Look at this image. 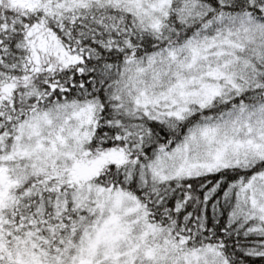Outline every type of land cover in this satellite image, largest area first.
<instances>
[{
  "label": "snow or ice",
  "instance_id": "obj_1",
  "mask_svg": "<svg viewBox=\"0 0 264 264\" xmlns=\"http://www.w3.org/2000/svg\"><path fill=\"white\" fill-rule=\"evenodd\" d=\"M0 264H264V0H0Z\"/></svg>",
  "mask_w": 264,
  "mask_h": 264
}]
</instances>
